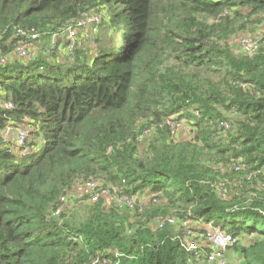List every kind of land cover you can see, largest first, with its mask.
Returning a JSON list of instances; mask_svg holds the SVG:
<instances>
[{
  "label": "trees",
  "instance_id": "1",
  "mask_svg": "<svg viewBox=\"0 0 264 264\" xmlns=\"http://www.w3.org/2000/svg\"><path fill=\"white\" fill-rule=\"evenodd\" d=\"M86 10L103 30L62 61L52 34ZM262 26L264 0H0V264H213L181 245L185 219L236 237L228 264L232 249L264 264V46L230 42ZM17 29H35L42 53L13 55ZM10 122L38 145L22 153ZM91 178L136 203L74 205ZM166 216L175 225L158 227Z\"/></svg>",
  "mask_w": 264,
  "mask_h": 264
},
{
  "label": "built area",
  "instance_id": "2",
  "mask_svg": "<svg viewBox=\"0 0 264 264\" xmlns=\"http://www.w3.org/2000/svg\"><path fill=\"white\" fill-rule=\"evenodd\" d=\"M101 19L102 15L93 10H86L82 12L80 17L75 22L64 26L62 29L52 34L50 48H56V39L64 35L68 44L67 50L72 55L77 44V30L87 24H98ZM16 35L19 36V38H21L22 40L16 45L13 55L18 58L25 59L30 52L28 44L40 38V34L35 29H17ZM230 42L235 45L236 50H238L242 54L244 53L245 55L249 54L250 56L253 55L260 46H264L263 35L260 38H252L248 34L242 33L236 37L231 38ZM4 106L5 108H11L12 103L6 102ZM176 123L178 122L172 120H166L164 123V125H167L173 135ZM221 125L224 127V129L229 128V125L227 123H222ZM21 129L22 130L18 133L15 140V143L18 146H23L25 144L28 138V134L30 133V129L26 127ZM4 136V138L7 139V133H5ZM25 151L26 149L23 148L22 153H24ZM240 162L241 161L237 160V162L232 164L234 170H241L242 166ZM76 189L79 191V194L81 193V195L87 196V200H89L90 202H95L101 197H106L109 201L114 202L118 206H124L127 208H132L136 203V199L133 196H130L115 187H103L102 183L98 179L94 178L76 183L74 185L73 191H75ZM60 201V208L57 209L54 214L58 213L60 209L69 206V200L65 195L61 196ZM155 219L158 227H163V225L165 224L175 225L176 223L175 218L171 216H166L163 218L158 217ZM194 225L190 220L187 219L183 220L181 223L183 233L180 239L181 245L184 247V249L188 253H190L191 256L195 257L198 260H206L207 262L213 264H228V259L225 257V250L231 249L236 244V237L226 232L221 227L214 226L212 224H207L206 230L202 233H198L194 231ZM202 242L209 248V252L205 253L204 255L200 250V248L202 247L200 243ZM101 262L107 263L108 261L103 259Z\"/></svg>",
  "mask_w": 264,
  "mask_h": 264
},
{
  "label": "rangeland",
  "instance_id": "3",
  "mask_svg": "<svg viewBox=\"0 0 264 264\" xmlns=\"http://www.w3.org/2000/svg\"><path fill=\"white\" fill-rule=\"evenodd\" d=\"M97 29L96 31L94 30ZM260 31H254L253 33H247L250 37L252 38H260L263 33H264V26L260 27ZM101 30H103L100 26V24H87L85 25L84 27H81L77 30V36H76V39H77V44L76 46L78 45V43H80L79 45H85V46H91V47H94L95 44H94V39H95V35L98 34V33H101ZM49 41V40H47ZM29 45V49H30V52H29V55L26 57V58H32L34 56H38L39 54L42 53L45 45H47V42L44 44L43 40H40V41H35L33 43H30L28 44ZM56 50L59 52V50L62 49L63 52H59V55L61 54V56H63L62 58V61L66 58V60L69 59V57H71V54L70 52H68L67 50V41H66V37L64 35L60 36L59 38L56 39ZM234 50H236V47H234ZM63 53V54H62ZM244 54V53H243ZM247 56H250L249 54H246ZM30 128V126L24 124V125H21L20 124H12L11 122L8 124L7 128L3 130V136L5 133H7V139L10 138V143L11 141L15 143V140H16V137L18 135V133L22 130L21 128ZM189 125L187 123H183V122H178L175 124V131H174V136L176 135V137L178 138H181L183 136H187L188 135V129H189ZM149 131H146L145 134H148ZM5 137V136H4ZM150 137V136H149ZM148 137V138H149ZM28 142L31 143V145H35L37 146L38 145V138L36 136H33L31 133L28 134V138H27ZM148 141V140H147ZM26 143V142H25ZM17 145V144H16ZM143 146V145H142ZM24 149H26L25 147V144L22 146ZM29 148V147H28ZM31 149V147H30ZM27 151V149H26ZM79 191L76 189L73 193V196H72V201L74 202V205H76L77 203L81 202V199L82 197H84L83 195H81V193L79 194L78 193ZM145 199V198H143ZM73 202L71 205H73ZM73 205V206H74ZM72 207V206H70ZM79 207V206H78ZM66 208V207H65ZM77 208V206H76ZM69 209H72V208H69ZM75 209V207H74ZM82 214V212H81ZM248 238H246V240H243L241 241L240 244H245L246 241H247ZM231 251V254L228 256L229 257V260L231 263L233 264H240L241 263V260H240V254L237 253L235 250H230ZM227 256V255H226Z\"/></svg>",
  "mask_w": 264,
  "mask_h": 264
},
{
  "label": "crops",
  "instance_id": "4",
  "mask_svg": "<svg viewBox=\"0 0 264 264\" xmlns=\"http://www.w3.org/2000/svg\"><path fill=\"white\" fill-rule=\"evenodd\" d=\"M60 51H62V49L60 50ZM63 54V53H62ZM60 56H61V54H60ZM61 59V58H60ZM195 227H196V225H194ZM227 252V256H229L230 254H231V251L229 250V251H226Z\"/></svg>",
  "mask_w": 264,
  "mask_h": 264
}]
</instances>
